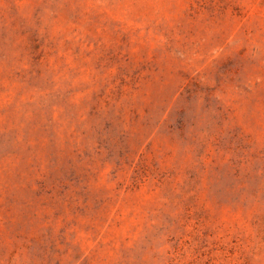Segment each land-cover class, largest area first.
Returning <instances> with one entry per match:
<instances>
[{
  "label": "rangeland",
  "instance_id": "374dc122",
  "mask_svg": "<svg viewBox=\"0 0 264 264\" xmlns=\"http://www.w3.org/2000/svg\"><path fill=\"white\" fill-rule=\"evenodd\" d=\"M0 264H264V0H0Z\"/></svg>",
  "mask_w": 264,
  "mask_h": 264
}]
</instances>
